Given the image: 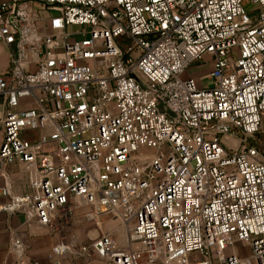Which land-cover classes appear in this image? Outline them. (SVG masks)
<instances>
[{
    "label": "built area",
    "instance_id": "1",
    "mask_svg": "<svg viewBox=\"0 0 264 264\" xmlns=\"http://www.w3.org/2000/svg\"><path fill=\"white\" fill-rule=\"evenodd\" d=\"M251 1L255 16L243 0H0V160L28 173L23 193L0 188V210L55 227L112 216L124 240L102 232L76 247L87 260L264 264V0ZM204 55L206 87L187 74ZM12 250L36 264L17 234ZM74 251L62 240L51 256Z\"/></svg>",
    "mask_w": 264,
    "mask_h": 264
},
{
    "label": "crops",
    "instance_id": "2",
    "mask_svg": "<svg viewBox=\"0 0 264 264\" xmlns=\"http://www.w3.org/2000/svg\"><path fill=\"white\" fill-rule=\"evenodd\" d=\"M21 1V0H17ZM10 49L0 42V73L4 72L10 63ZM210 69L205 71L207 72ZM30 106L29 102L21 103L16 110H21ZM43 130L24 131L23 135L35 138ZM2 133L0 132V141ZM0 188L8 184L12 194H21L27 189V169L20 162L3 165L0 169ZM8 197L0 194V205L7 202ZM86 209H78L77 213L81 214ZM84 223L80 215L73 221L75 223ZM101 221L87 223L79 230H75L77 235L71 232L72 225L69 227H55L53 225H44L36 219L27 220L25 215L18 211L0 210V264H15L17 254L12 250L13 235L17 234L23 243V255L36 264H107L99 258L83 259L75 255L76 247L82 243L95 238L104 230ZM86 223V222H85ZM93 228V229H92ZM85 236L86 240H80ZM62 240L74 245V253L61 256L58 260L51 256L52 246Z\"/></svg>",
    "mask_w": 264,
    "mask_h": 264
},
{
    "label": "rangeland",
    "instance_id": "3",
    "mask_svg": "<svg viewBox=\"0 0 264 264\" xmlns=\"http://www.w3.org/2000/svg\"><path fill=\"white\" fill-rule=\"evenodd\" d=\"M243 7L244 9L246 10L247 14L249 16H255L256 13H257V5H255L251 0H243ZM55 12L54 11H51V14H54ZM70 29H75V27H70ZM68 30H69V27H68ZM210 66V57L207 56V55H204L203 56V60L202 62H197V63H194L192 64L188 70H187V74H190V75H193L197 81L200 80L202 74L206 73L205 71L208 69V67ZM199 83L201 84L202 87H206L208 85H211V81L205 79V78H202ZM160 109L165 111L164 107H163V104L160 105ZM0 132H1V129H0ZM2 133V132H1ZM256 141L255 142H258L260 144L264 143V134H257L256 136L253 137ZM252 138V139H253ZM253 141V140H252ZM254 142V141H253ZM227 145H232L234 146L235 145V142L234 141H226ZM105 217L104 219H102L101 221V225L102 227L100 228L101 230H104V231H114L116 234V236H118V238L120 239V241H123V232L120 228H118L117 226V222L116 221H113V217L112 216H103ZM84 223L82 224L81 222L79 223H75L74 225H72V234H73V231L74 233L77 235V232H75V230H79L81 227H83V225L87 224V223H94L95 220H91V221H87V220H83ZM86 222V223H85ZM93 229V228H92ZM80 240L84 241L86 240V237L85 236H81ZM198 254H195L194 257H197ZM199 258V256H198ZM108 264V263H107Z\"/></svg>",
    "mask_w": 264,
    "mask_h": 264
},
{
    "label": "water",
    "instance_id": "4",
    "mask_svg": "<svg viewBox=\"0 0 264 264\" xmlns=\"http://www.w3.org/2000/svg\"><path fill=\"white\" fill-rule=\"evenodd\" d=\"M4 165V162L0 160V169H2V166ZM1 171V170H0Z\"/></svg>",
    "mask_w": 264,
    "mask_h": 264
},
{
    "label": "bare ground",
    "instance_id": "5",
    "mask_svg": "<svg viewBox=\"0 0 264 264\" xmlns=\"http://www.w3.org/2000/svg\"><path fill=\"white\" fill-rule=\"evenodd\" d=\"M117 226H118V228H120L121 230H122V232H123V236H124V230L122 229V227H120L119 225H118V223H117ZM118 237V236H117ZM123 239H124V237H123ZM120 240V239H119Z\"/></svg>",
    "mask_w": 264,
    "mask_h": 264
},
{
    "label": "trees",
    "instance_id": "6",
    "mask_svg": "<svg viewBox=\"0 0 264 264\" xmlns=\"http://www.w3.org/2000/svg\"><path fill=\"white\" fill-rule=\"evenodd\" d=\"M253 141L251 140V143H252ZM253 143H255V141L253 142Z\"/></svg>",
    "mask_w": 264,
    "mask_h": 264
}]
</instances>
